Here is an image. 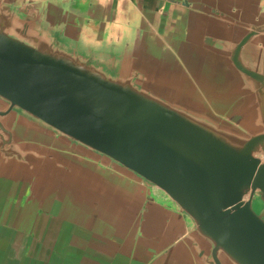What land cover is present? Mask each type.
Wrapping results in <instances>:
<instances>
[{
    "label": "water",
    "instance_id": "obj_1",
    "mask_svg": "<svg viewBox=\"0 0 264 264\" xmlns=\"http://www.w3.org/2000/svg\"><path fill=\"white\" fill-rule=\"evenodd\" d=\"M168 1L159 40L94 30L73 0H0V225L19 244L264 264V0Z\"/></svg>",
    "mask_w": 264,
    "mask_h": 264
},
{
    "label": "crops",
    "instance_id": "obj_2",
    "mask_svg": "<svg viewBox=\"0 0 264 264\" xmlns=\"http://www.w3.org/2000/svg\"><path fill=\"white\" fill-rule=\"evenodd\" d=\"M68 1V0H65ZM85 11L94 30L117 29L128 23H144L163 40L174 24L179 10L168 0H73ZM0 225V264H65L53 254L40 251L39 246H23Z\"/></svg>",
    "mask_w": 264,
    "mask_h": 264
}]
</instances>
